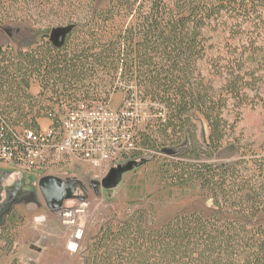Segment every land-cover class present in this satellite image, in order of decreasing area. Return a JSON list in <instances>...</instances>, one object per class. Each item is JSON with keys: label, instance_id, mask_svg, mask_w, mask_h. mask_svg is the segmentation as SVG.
<instances>
[{"label": "trees", "instance_id": "1", "mask_svg": "<svg viewBox=\"0 0 264 264\" xmlns=\"http://www.w3.org/2000/svg\"><path fill=\"white\" fill-rule=\"evenodd\" d=\"M97 2L0 0V25L51 29L29 46L0 47V142L20 148L16 131L39 132L44 118L60 133L66 108L110 104L124 90L150 117L123 165L156 161L163 180L199 189L213 209L157 229L140 210L113 219L81 249L83 264H264V0ZM247 111L262 121L259 140L239 130ZM229 145L242 152L237 162H205ZM4 193L0 179L10 253L25 219Z\"/></svg>", "mask_w": 264, "mask_h": 264}, {"label": "rangeland", "instance_id": "2", "mask_svg": "<svg viewBox=\"0 0 264 264\" xmlns=\"http://www.w3.org/2000/svg\"><path fill=\"white\" fill-rule=\"evenodd\" d=\"M106 4L107 0L97 2L99 8ZM50 31L47 27L39 30L29 22L0 25V47L11 45L19 49L29 46ZM125 99L126 92L119 90L112 95L109 105L120 109ZM138 112V127L142 128L150 114L145 108ZM195 120L200 126L201 139L206 140V122L199 114L195 115ZM261 123L256 113L247 111L239 130L246 126L249 140H259ZM48 126L44 124L43 128ZM241 154L236 145H229L214 158L204 160L212 164L234 163ZM109 171L97 175L89 167L79 165H45L27 170L15 163L0 162V179L5 190L2 197L8 198L11 191V205L15 204L25 219L10 253L4 251V243L0 241V264H83L81 249L99 227L113 219L116 222L125 220L128 213L136 210L143 211L150 228L156 229L180 216L200 214L207 218L212 213V201L199 189H183L163 180L156 161L125 173L115 188L95 187L93 183L101 182ZM45 178L74 182L78 186L75 196L59 209H53L40 190V182ZM78 232L80 238L76 242ZM73 242L76 244L74 249L71 247Z\"/></svg>", "mask_w": 264, "mask_h": 264}, {"label": "built area", "instance_id": "3", "mask_svg": "<svg viewBox=\"0 0 264 264\" xmlns=\"http://www.w3.org/2000/svg\"><path fill=\"white\" fill-rule=\"evenodd\" d=\"M147 105L137 98L124 100L120 109L79 101L61 116L60 133L52 123L39 132L18 129L15 136L20 148L0 142V162L27 170L79 165L103 175L125 163L135 149V136L141 129L138 109H147Z\"/></svg>", "mask_w": 264, "mask_h": 264}, {"label": "water", "instance_id": "4", "mask_svg": "<svg viewBox=\"0 0 264 264\" xmlns=\"http://www.w3.org/2000/svg\"><path fill=\"white\" fill-rule=\"evenodd\" d=\"M53 36L58 37L59 32L53 31ZM137 164L119 165L110 169L101 182H94V186L102 185L104 188H115L120 183L123 175L131 171ZM40 190L43 196L52 201L51 207L59 209L63 203L75 196L78 186L74 182H60L56 179L45 178L40 182Z\"/></svg>", "mask_w": 264, "mask_h": 264}, {"label": "crops", "instance_id": "5", "mask_svg": "<svg viewBox=\"0 0 264 264\" xmlns=\"http://www.w3.org/2000/svg\"><path fill=\"white\" fill-rule=\"evenodd\" d=\"M40 91H41V88H40V86L38 84L37 85H34L32 87V89H31V93L34 94V95H38L40 93ZM44 124L51 125L52 122L49 119H45V118L44 119H40L39 120V125H40V128L41 129H44L43 128L44 127Z\"/></svg>", "mask_w": 264, "mask_h": 264}, {"label": "bare ground", "instance_id": "6", "mask_svg": "<svg viewBox=\"0 0 264 264\" xmlns=\"http://www.w3.org/2000/svg\"><path fill=\"white\" fill-rule=\"evenodd\" d=\"M80 236V232H78L77 233V235H76V237H75V241L76 242H78V240H79V237ZM71 247L74 249V248H76V244L73 242V243H71Z\"/></svg>", "mask_w": 264, "mask_h": 264}, {"label": "flooded vegetation", "instance_id": "7", "mask_svg": "<svg viewBox=\"0 0 264 264\" xmlns=\"http://www.w3.org/2000/svg\"><path fill=\"white\" fill-rule=\"evenodd\" d=\"M46 199V198H45ZM47 200V199H46ZM48 201V203H51L52 204V201H50V200H47Z\"/></svg>", "mask_w": 264, "mask_h": 264}]
</instances>
